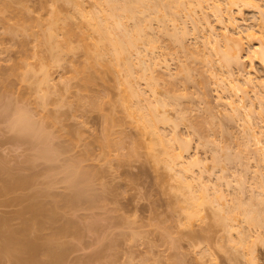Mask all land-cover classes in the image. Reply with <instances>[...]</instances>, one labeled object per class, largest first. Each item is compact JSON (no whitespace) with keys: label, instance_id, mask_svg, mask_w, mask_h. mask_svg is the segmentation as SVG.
<instances>
[{"label":"rangeland","instance_id":"1","mask_svg":"<svg viewBox=\"0 0 264 264\" xmlns=\"http://www.w3.org/2000/svg\"><path fill=\"white\" fill-rule=\"evenodd\" d=\"M215 1L222 2L206 0L205 15L200 8L193 6L194 2L192 7H179L176 18L173 13V16L170 15L176 20H165L164 30L163 24L160 30L162 22L159 23L158 19L166 14V9L162 8L159 15H156L157 11L155 15L158 19L153 20V27L147 29L154 43L147 45L145 51L140 42L139 48L142 49L139 50H144V56L147 55L146 63L157 59L158 65L151 74L153 77L142 76V66L138 61L144 56L135 54L131 62L135 64L133 69L136 72L133 70L134 78L131 76L129 80L123 64L117 73L103 63L95 64L90 58L99 35L87 31L84 26L85 17L96 12V0H61L58 3L55 0H0V165H7L6 170L11 168L15 177V174L17 177L31 176L32 181V186L29 185L26 190L22 188L5 196L0 195V226L4 224L1 231L7 227L22 228L26 224L19 212L28 207L29 202L32 204L28 199L35 200L36 191H40V194L44 192L42 190L51 188L50 191L46 190L49 193L52 191L51 197L49 193V197L43 195L46 191L41 193L42 197L37 196L39 199L36 200H40L42 206L49 202L55 203L57 208L65 206L63 199L71 194V191L68 192L71 190L67 187L69 184L64 182L65 173H69L66 168L72 169L82 163L87 171L88 168L90 172L95 171L90 203L88 200L74 208H59L57 214L60 216L55 218L54 223L51 222L53 224L44 220L45 225H51L46 228L43 225L44 229L39 220H36V226L35 220H30L40 229L35 231L32 225L34 229H30L29 233L34 238V231L38 246H42L39 251L43 255L39 256L38 253L37 258L49 257V254L62 255V252L63 259L57 264H253L249 259L255 256L256 264H264V224L262 227H249L250 224L244 221V211L240 210V206L246 209V204L256 203L253 205L256 210L259 205L261 211H257L264 212V205L260 203H264V200H260L264 198V169L259 156L264 152V89L255 87L256 83L264 82V69L251 58L248 38H245L247 34H252L256 38L255 43L264 39L262 22L256 10H244L242 13L236 8L232 10L236 29L233 26L234 29L230 28L229 31L231 34L244 32L242 37L246 50L243 55L246 59L242 65L228 67L222 61L225 51L223 41L219 42V47H215V42L207 43L210 32L205 27L207 20L217 33L224 31L211 6ZM257 1L264 6V0ZM223 7L226 9L225 5ZM55 8L60 18L64 19L59 22L60 27L71 25L73 34L70 33L68 37L66 29L58 28L55 32L58 37H54L58 39L52 40L56 46L50 41L51 48L46 34L50 31ZM170 12H167V17ZM128 24L132 26L133 21L129 20ZM27 26L28 32L24 33ZM182 29H185V35ZM177 31L180 39L183 37L182 43L180 39L177 42L172 37ZM64 34L70 38L67 43ZM65 43L68 44L67 48L73 45L71 47L76 48L75 51L69 53ZM55 51H61L59 58ZM51 55L57 56L58 61ZM56 61H61L60 65ZM43 63L50 68L48 85H41ZM27 66L30 71L26 73V81H23L22 74ZM229 73L234 79H255V86L246 88L248 96L242 103L248 108L247 112L250 109L248 106H253V114L249 117L243 116L245 110L239 116L224 104L226 94L223 87L228 86ZM88 77L92 81L86 84ZM127 78L133 82L136 90L141 91L142 97L123 105L125 94L122 83ZM153 81H157L155 89L160 93V100L169 101L170 104L164 109L160 108L166 110L171 118L170 122L158 126L165 143L145 131L140 121L139 110L149 114L153 107L150 104L155 101L151 90V87L154 89ZM150 82L151 87L147 84ZM18 111L29 114L35 126L43 130L44 134L42 131L38 134L44 142L41 138L38 140L40 135L37 134L36 139L33 136L39 129L34 134L25 131L32 136L21 132L20 127L14 129L16 125L12 119ZM174 133L181 140L189 141H186L189 150L185 158L197 157L201 160L199 168L187 166L191 170L187 173L189 179L191 175L199 179L202 172L204 182L210 180L207 183L210 187L208 194L212 200L215 199L213 201L218 199V202L211 200L212 203H209L211 198H208V202L200 207L199 216L192 219L187 217L189 189L180 184V178L184 176L180 173L179 176L178 171L175 172L177 169L170 168L166 163L168 152L179 147L174 141ZM47 144L53 150L54 155L50 153L54 161L40 157L44 151L42 149L41 152V147ZM202 178L199 180L203 182ZM200 181H190L198 199L202 196ZM21 196L28 199L21 202ZM56 198L58 201L63 199L57 204ZM35 201L33 203L38 204ZM239 202L248 203H240L237 210ZM218 203L219 206L224 205L223 208L220 206L224 210L219 208L224 217H228L229 209L237 205L234 207L237 212L230 209L235 213L229 214L235 228L230 226L231 219V222L222 220L223 224L226 221L229 223L226 227L218 222L219 216L215 215L219 213L216 210ZM250 205L248 207L252 208ZM27 216L32 217L31 214ZM44 222L42 220L41 223ZM62 227L68 231L55 237L56 228L60 230ZM241 232L250 236L243 246L238 241ZM48 257L45 260H49ZM6 259V262L2 263L3 258L0 263L11 264L10 259ZM36 263H40V260Z\"/></svg>","mask_w":264,"mask_h":264},{"label":"bare ground","instance_id":"2","mask_svg":"<svg viewBox=\"0 0 264 264\" xmlns=\"http://www.w3.org/2000/svg\"><path fill=\"white\" fill-rule=\"evenodd\" d=\"M58 1L60 2L61 0H55V2H57V3H58ZM205 2H206V0H96V8H95L96 12L90 13L88 16L85 17V26H84L87 31L89 30L91 32H96L99 35L97 43L94 44L95 48H94L93 56H91L90 58L95 64H99V63L102 64L103 63L106 67H108V69L113 70V71H115L117 73H119V68L123 64L125 66V69H126L125 71L127 73L126 77H128L129 80H131L130 79L131 76L134 78V72H133L134 69L133 68L135 67V66L133 67V65H135V64L134 63L132 64V62H131L132 58L131 57H134L135 54L137 56L138 55H140V56L143 55L144 56V54H143L144 50L142 52H141V50H139V49H142V48H139V46H140L139 43L140 42L143 43L144 48L145 47L147 48V45H150V44L154 43V38H152L153 36L150 37V34L147 32V29L153 27L151 22L153 20L158 19V16H156V15L161 14L162 10H164V9H166V14H167V12L171 11L170 14H169V17H167L168 15H166V14L163 15V17L159 16L158 22L159 23L162 22L160 24L161 27L159 25V28H160V30H162V24H163V26H164L163 30H164V28H166L165 27L166 25H164L166 23V21L170 22V21L174 20L176 18V16H178L177 9L179 7L180 8L181 7L185 8V6L192 7V5L194 4L193 6L200 8L201 12L205 15V5H204ZM222 2L215 1L213 5H211V4L210 5L213 6V10H214L213 12L216 13L215 16L217 15V19L216 20H217V22L219 24H221L223 26L224 31H223L222 34L217 33L216 29H214V27H212L213 25L210 26V24H209L210 22L207 23L208 20H207V18H205V21L207 20L205 22V24H207V26L205 25V27H207L209 29V30L208 29L207 30L210 31L209 35L207 36L208 37L207 40L209 39L207 41V43L209 42L211 44L212 43L214 44V42H215V47H219L217 45H220L219 42L223 41L222 43L225 44V46H224L225 47V51L222 53V61L228 67L242 65L241 63H243L244 60L246 59V57L244 58V55H243L245 50H246V45H245V42H244L243 37H242L244 32L243 33L242 32H238L236 34H231L230 33V31H229L230 28H233V26L235 28V24H236V18L233 15L234 11H232V10H235V8H236L240 13H242V11H244V10H249V9L256 10L259 13V15H260L261 22H262L261 28L263 29V33H264V6H261L258 3L257 0H222ZM224 5L226 6V9H224V7H223ZM159 7H161V8H159ZM172 7L174 9H176V10H173ZM193 10L194 9H192L191 11L195 15L196 13H195V11L193 12ZM159 11L161 13H159ZM174 11H176L177 13L176 12L174 13ZM156 12H157V14L155 15ZM163 12H165V11H163ZM225 12H227V16H225L226 15ZM52 13H53V15H52L53 18L50 21V24H51V26L49 27L50 31H48L49 33L46 34L48 36V39H46L47 42H50L53 39H56L58 37V34L55 33V32L57 31L58 28H60L58 30H61V28L63 27V26L60 27V25H59V22L62 20V17L60 18L61 15H60L58 9L55 8V10H53ZM172 13L175 16V18L174 17L172 18L170 16V15H172ZM160 17H162V18H160ZM129 20L133 21V25L132 26H129V24H128ZM226 21H228L227 24H226ZM63 24H64V22H63ZM23 27L25 28L26 26H23ZM63 28H64V30L66 29V33L68 34V37L71 36L70 33L73 34V28H72L71 25H69V24L67 25L66 24V26H64ZM27 29H29L28 26H27L26 29L23 30L24 33L28 32ZM178 31H177V33L175 32V35H172V37L176 38V40L180 39ZM176 34L178 35V38L176 37L177 36ZM182 34H184V35L186 34L185 29L183 30ZM182 34L180 35L181 37H182ZM55 36H57V37L54 38ZM65 37H66V40H67V41L66 40L65 41L67 43L70 38H68L66 35H65ZM245 38H248L247 44L250 46V56H251V58L253 60H255L264 69V39L262 38L259 41V43L258 42L255 43L256 38L254 37V35L247 34V36ZM182 39H183V37H182ZM182 39H180L179 41L181 42ZM178 40H177V42H178ZM56 41L58 42V40H56ZM52 42L54 43V41H52ZM69 43H70V41H69ZM49 44H50L49 46L52 48L51 42ZM58 44L59 43H57V45ZM54 45L56 46V43H54L53 46ZM67 45L68 44L65 45L66 46V50L68 49L69 53H73L76 48L71 47L73 45H71L70 47L68 46V48H67ZM60 46H61V43H60ZM62 46H64V45H62ZM146 48H145V51H147ZM55 49H56V47H55ZM58 49L59 48L57 46V50ZM54 50H52L53 51V52H51L52 54L54 53ZM66 52L67 51H65V53ZM57 53L58 52H56V55H58V58H59L60 57L59 54L61 53V51H60V53H58V54ZM56 55H54V56H56ZM50 57H52V55ZM146 57H147V55H145L144 57L141 56V58H139L138 64H139V66H142L141 67L142 68L141 75L142 76L150 75L148 77L151 78V77H153V76H151V74H154L153 71H155V68L158 65V61H156L157 59L156 60L155 59H151L152 60V62H151V60L149 59L150 61L148 60L149 61L148 63H150V62L151 63L148 64V63H146L147 62L146 61L147 60ZM52 58H54V59H56L58 61L57 56H56V58L55 57H52ZM60 62L61 61H59V63L57 62V64L60 65ZM46 65L44 66V63H43V65H41V69L43 71V72L41 71L42 72L41 85L42 84L43 85L44 84L48 85V83L50 82L49 81L50 80L49 79L50 78L49 77L50 76V71H48V70H50V68H49V65L48 66H46ZM42 66H44V67L42 68ZM50 66H51V64H50ZM29 71H30V68L27 66L26 67V71L23 72V74H22L23 81H26V73L29 72ZM148 72L150 74H148ZM128 78L126 79V82L122 83V86L124 87V94H125V99L123 100V103H122L123 105L131 102V100L139 99L140 97H142L141 91L140 90L139 91L136 90L137 88L135 89L134 85L132 84L133 82L129 81ZM228 78H229L228 86L225 85V87H223V92L226 94V98L224 99L225 106L227 108H229L232 112H234L236 115L238 114L239 116L240 115L242 116L243 112L245 110L246 111L245 114L246 113L247 114L246 115L244 114L243 116L244 117L251 116L253 114V106L252 105H251L252 107L248 106V107H250V109L247 112L246 109H248V108L242 103H244L243 100L245 99V97L248 96V94H247L248 92H247L246 88L248 86L254 85L255 79H253L251 77L243 78V79H234L232 77L231 73H229ZM147 79H149V78H147ZM91 81H92V79L90 77H88L87 80L85 79L86 84L91 83ZM222 81L224 82V79ZM156 82L153 81L154 89L150 86L151 82L147 83L151 87V90H152V93H153V96H154V99H155L156 102L154 101V103L152 102L150 104L153 107L149 111V114H145V113H143L144 111L139 110V112H141L140 121H141L142 127H143V129L145 131H147L149 133H152L153 135L157 136L160 142H164L165 138L160 134L158 126H159V124H166V123L170 122L171 118L167 114L166 110H161L160 108L163 107V109H164L166 106H168L170 104H168L169 101L167 103V101H165V100H160V99H162L159 96L160 93L155 89V86H157V85H155V84H157ZM255 85H254L255 87H259V88L264 89V82L263 81L262 82L260 81V82L256 83ZM7 87H8V85H7ZM7 87H5V88H7ZM255 87H253V88H255ZM157 97H159V98H157ZM263 98H262V100H263ZM43 99H45V98H43ZM221 100H223V98H221ZM262 100H261V103L264 101V100L263 101ZM19 112L20 111H18V113L16 114L17 117L15 115L16 118L14 117L12 119V123L14 122V124L16 126L18 124L17 127L14 126V129L20 127L19 129H20V131L22 130L21 132L27 131V132H31V134H34L35 132H37V129H39L38 130L39 132H37L36 134L33 135V136H36L35 139L38 138L37 134L40 133L41 131L43 133V130L40 131L41 128H37V126H35V122H33L34 120H31L32 118L29 117V114H26V113H24L22 111H21V113H19ZM249 124L251 125V123H249ZM27 132H25V134ZM27 134H29V133H27ZM31 134H29V135H31ZM38 135H40V134H38ZM173 137H174V141L179 144V147H178L177 150L175 149L173 151L168 152V159L166 160V163H167V165L170 168L177 169V170H175V172L177 173V171H178L177 174L179 176H180V174H183V176H184V177L181 176L180 184H182L184 187H186L187 190L189 189L188 191H189V194H190V196H189L190 208H189V213H188L187 217H188V219H192L194 217L199 216L200 207L205 202H208L207 201L208 198H211L210 197L211 195L208 194V192L210 191L209 190L210 187L207 185V183L210 181L209 180L210 177L207 176L209 181L206 180L207 177L205 178L206 182L208 181L207 183H205L204 182V177L202 178L203 173L199 172L201 174L200 178L203 179V182L200 181L201 180L200 178H199L200 180L199 179H194V177H196V176L193 177L192 175H191V177L189 179V176L187 175V173H190L191 170L188 167H193V169H194V167L197 166L196 168H199L198 166H200L199 164L201 163L200 162L201 160L199 161L198 160L199 158H197V157H195V159L194 158L193 159L192 158H190V159L185 158V154L188 153V150H189L188 149V145H187L189 143V141L184 140V139L181 140L179 138V135H177L175 133H174ZM27 138H28V136H27ZM40 138H41V135L39 136L38 140ZM41 139L43 140V138H41ZM27 142H29V141H27ZM43 142H44V140H43ZM43 142L40 141V143H43ZM45 142L48 143V141H45ZM40 143H39V145H40ZM164 143H162V144H164ZM258 144H259V142H258ZM46 147H48V148L46 149ZM40 150H41V152L42 151L44 152V153L43 152L41 153L42 154V156H40L41 158L42 157L44 159L48 158L49 160L53 159V156H51V153H50V152H52V154H53V150H51V148H49V144H47V146L44 145V147L43 148L41 147ZM259 156H260V163L262 162V164H264V152L259 153ZM55 157H57V156H55ZM51 161H54V159L51 160ZM262 164H261V167L264 169ZM4 165H6V163H4ZM74 165H76V164L74 163ZM80 165L78 164V165H76V167L74 166L75 168L73 167L72 169L71 168H66V169H68L69 173H65V175L67 174L68 177L66 176L67 180L64 179V182L67 181L66 182L67 185L69 184L67 187L69 189H71V190H68V192L71 191V194H69V195L67 194L66 197L64 195L65 198L62 196L64 198V199L62 198L63 202L65 203L64 204L65 206H63L64 208L65 207L68 208V206L71 207V208L73 206H80L81 203H83L84 201H85L84 203H87L86 201H88V200H89V203H90L91 185L93 184V183L91 184V182H93L92 181V179H93L92 177H94L95 171H92L93 172L92 173V172L89 171L90 170L89 168H88V171L86 170L85 167L83 168L82 163ZM0 166H1V168H0V195L1 196L3 194H4L3 196H5L6 193H9V194H10V192L13 193V191H16L17 189L18 190L19 189L23 190L22 188H25V190H26V188H28L29 185L32 186V181L30 179L31 176H28V178H29L28 179V178L20 177V176L17 177V174H15L16 177H17L16 178L14 176V174H12L11 168L10 169L7 168V170H6V167H8L7 165L4 166V167H2L3 165H0ZM69 169H71V171ZM92 170H94V169H92ZM8 173H10V174L7 175ZM19 174H21V173L19 172ZM32 178H35V177L32 176ZM191 179H192V182L194 180H196V182H197V180L200 181L199 182V187H200L199 189L202 192V196L199 199L194 195V191H193L194 185H192L194 182L191 183L190 182ZM32 180H34V179H32ZM54 181L55 180H53V182ZM62 182H63V180H62ZM33 183H34V181H33ZM50 189H48V191H50ZM46 190H42V191L45 192ZM39 192L40 191H38V192L36 191V193H38V194H36V193L34 194L35 195L34 197L36 199H37V196L39 197L40 195H41V197L43 195H46V197L47 196L49 197V194L52 191L50 193L46 191L47 194L44 193V192H41V193H44L43 195L41 193L39 194ZM216 192H218V191H216ZM51 194H53V193H51ZM51 194H50V197H51ZM92 194L95 195L94 193H92ZM93 195H91V196L93 197ZM32 197H33V195H32ZM92 197H91V199H92ZM220 197L222 198V195ZM21 198L23 199L22 196H21ZM95 198H96V196H95ZM217 198H219V197H217ZM22 199H20V201L21 202H25V200H27L28 197L27 196L24 197V199H25V200L23 199L24 201ZM31 199L32 198H30V200L28 199V201H32V204L29 202V206L28 205H27L28 207L24 206L26 208H23L22 212H19L20 218L21 217L25 218V219L21 218L24 221L23 223H26V224H23L25 226L22 225V228H18V229H14V228L11 229V227H7L4 230L5 232L2 230L3 233L1 231V229L3 228L2 226H4V224L2 226H0V239H1V237H3V239L0 240V260H2L4 258V260H2V263H4L6 258L10 259L11 264H14V263H16V264H37L36 262H38L39 260H40V263H38V264H42L44 262H46L44 264H47V263L48 264H50V263L52 264L53 261H56L54 263L57 264L58 261L60 262L61 258L63 259V257H61V256H63L62 252H61L62 255H60V253H59V255L54 254L56 257L54 255H51V254H49L50 255L49 257L45 256L46 259H47V257H48V259L50 258L49 260H45L44 257H41L44 260L39 259V257L37 258L36 256H38V255L40 256L42 254L39 251L42 246L41 245H40L41 247L38 246L39 244H38L37 238L35 237V234H33L34 231H32V235H34V238L36 240L33 238V236H29V235H31V234H29V233H31L30 229L33 230L34 227L37 224L36 220H39V223H40L41 227H43V225H45L47 222L51 223L53 221V223H54L55 222L54 220L57 219V216L58 215L60 216V214H57L59 212V211L57 212V210H60L63 207H61V208L59 207L60 208L59 209V208H57L55 203L51 204V202H49L51 205L49 203H47L50 206H47L46 203H45L46 206H44L45 204L42 206V203L39 202L40 200L37 201L39 198L37 200L35 199L38 202V204L33 203L35 200L34 199L31 200ZM62 199H60V200H62ZM198 200H201V202L198 203ZM211 200H212V198L209 200V203L210 202L212 203V201L215 200V199H213L212 201ZM217 200L218 199H216V201H213V202H218ZM260 200L263 201L264 198L262 197ZM28 201H26V202H28ZM57 201L58 200L56 198V202ZM58 202H57V204H58ZM39 203H40V205H39ZM59 203H61V202H59ZM240 203H242V202H239L238 206L237 205L234 206V207L237 206V210H239L238 207L240 206ZM243 203L241 205H245L248 202H246L244 204ZM257 203H258V201H257ZM260 203H261V205H264V203L262 204L261 201H260ZM255 204H253V203L251 205L249 203L246 204L247 205V206H245V207H247L246 209L242 208L244 206H240L241 207L240 210L242 209L241 211H244V212H242L244 214V216H245L244 217V221H246L248 223V225L250 224L249 227H251V225H253V227L254 226L256 227V225H259L260 227H262L261 225L264 224L263 223L264 221H262V218L264 220V217L261 216L263 211L261 213L258 212L257 210L258 209L260 210V208L258 207L259 203L257 204L258 205L257 206V208H258L257 210H256L255 206H253ZM249 205L252 208L248 207ZM218 206H219V203H218ZM220 206L216 207V208H218L216 210H218L219 213L215 214V215H217V217L219 216V218L216 217L218 222H222L221 224H223V221L225 222V220H228V222H231V220H232V223L230 224V226H233L235 228L236 225L233 223L232 216L230 217V215L231 214L233 215L235 213V212H232L233 210L237 212L236 208H234V207L230 208V209H233L232 211H230V209H229V211L232 212V213H229V211L227 209L226 213H227V211H228V213L226 215H228V217H226V216L224 217L223 215L220 214V212H222V211L219 210V208H221ZM223 206L224 205H222V208H223ZM260 207H262V206H260ZM263 208H262V210H263ZM222 210H224V209H222ZM218 211H216V212H218ZM27 214H31L32 217L29 218L27 216ZM40 219H41V221H40ZM219 219L221 221H219ZM229 219H231V220L229 221ZM30 220H32V221L35 220L34 221V222H36V223H34L35 226L33 225V223ZM42 220H43V222L45 220L46 223L44 222L42 224L41 223ZM30 223H32V224H30ZM39 223H38V225H39ZM53 223H51V224H53ZM224 224H223V226L226 227V225L229 224V223H227V221H226V224L225 225ZM47 225H45V228L47 227ZM48 226L51 227V225H48ZM35 228H36L35 231H38L39 228L38 227H35ZM59 228H56L57 229L56 230L57 233H56L55 230H54L55 232L53 231L55 237H57V236L59 237L63 233H65V231H68V230H66L68 228V226H67L66 229H64L62 227V229L59 230ZM227 228H229V227H227ZM8 229H10V230H8ZM43 229H44V227H43ZM231 229L234 230L232 227H231ZM73 230H74V228H73ZM236 230H237V228H236ZM236 230H234V231H236ZM228 231H229V229H228ZM239 235H240L239 236V240H238L239 241V245L243 246V245L246 244V241H247L248 237L250 238V236L246 235L245 232L243 234L241 232V234L239 233ZM38 253H40V254H38ZM44 255H46V253ZM51 256H52V258H51ZM57 256H59V257H57ZM251 257H252V259L249 257L250 258L249 261H252L253 264H256L257 263L256 257L255 256H251ZM8 259H6V260H8ZM36 260H38V261H36ZM2 263H0V264H2Z\"/></svg>","mask_w":264,"mask_h":264}]
</instances>
